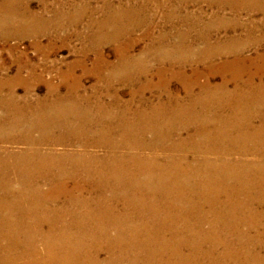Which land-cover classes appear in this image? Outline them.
<instances>
[{"label": "bare ground", "instance_id": "6f19581e", "mask_svg": "<svg viewBox=\"0 0 264 264\" xmlns=\"http://www.w3.org/2000/svg\"><path fill=\"white\" fill-rule=\"evenodd\" d=\"M172 1L156 34L147 2L105 3L57 83L29 59L2 67L0 264H264V54H244L262 43L246 38L264 27V0ZM197 1L216 8L205 23L185 10ZM28 2L1 1L0 36L47 53L91 13L73 2L48 19Z\"/></svg>", "mask_w": 264, "mask_h": 264}, {"label": "rangeland", "instance_id": "374dc122", "mask_svg": "<svg viewBox=\"0 0 264 264\" xmlns=\"http://www.w3.org/2000/svg\"><path fill=\"white\" fill-rule=\"evenodd\" d=\"M1 1L2 0H0V3H1ZM17 1H19V0H17ZM45 1L44 2H45L46 6L43 5V3L38 1V0H29V2H28L29 9H31L32 11H34L36 13H39L40 15L43 14V16L45 18L51 19L53 17L54 11L66 10L68 12H71V8H72L73 4L76 2L77 3L81 2V4H85V5L87 4L86 6L88 7L89 11H91V13L88 17H85V19L84 18L81 19L77 24H75L72 27L65 25L64 29H63L64 31L62 30L60 33H66V34L73 33L75 36L74 35L70 36L66 45H64L60 48L55 46V48H53L48 53L46 52V50L45 51L35 50L31 45L32 41L28 38H24L23 40H19V39H16L14 37L12 39H9L6 42L0 36V40H1L0 41V82L2 81V77H3L2 73L4 70H2V69L4 68V64H6V67H8L7 70L9 72V74L13 75V74H15V72L18 69L16 62L22 61V60L24 61V58H25V60L29 59V62H31L33 64L36 63L39 66L36 68V72L37 73L42 72L43 77L45 79H48V80L52 79L56 83L59 82V79L57 78L56 74L60 71H65L67 69V66L69 65V63L80 59V57H81L80 52L82 51V49L85 45L80 39V34L81 33L84 34V33H86V31H89L92 29L89 27V24L91 22L93 23V21H97L100 18V11L99 10L104 8L105 3L106 4L110 3L112 6H117L119 4L120 5L122 4V5H125L128 7H130L129 5H131V7H132L134 5L141 6L142 2H147L148 7H147L146 14L149 15L151 18H153V28H154L155 34L157 32H159L161 29H165V30L168 29V27L165 24H163V22H162V19L164 17V13L166 12V8L165 7L162 8L161 4L162 5L164 4L165 6H169V4H171V2L174 4V2L172 0H107V2H106V0H79V1L74 0L73 1L74 3L69 1V0H45ZM18 4H19V2H18ZM205 5L206 4L199 2V1H197L196 3H194V2L189 3L188 2V5H186L185 10H186V12L190 11L193 14L195 13L196 15H200L203 18L202 23H205V21L207 22L210 20V18L212 17L211 15H212L213 11H215V9H216L214 7H211L208 5L205 6ZM95 9L98 11V14L93 13L95 11ZM0 12H1L0 17L2 15H6V12H4V11H0ZM182 13L184 14L183 11L180 14L183 15ZM223 16H224V18H226L228 20L232 19V14H230L228 11H224ZM239 16H240L239 22L242 23V25H248L249 24L248 22H249L250 17H249L248 13L241 12ZM255 18L257 20L261 19L260 14L259 13L256 14ZM261 26L262 25H261V21H260L258 23V30L253 32L251 35L247 36L246 39H249L251 42L253 40H260L262 43L259 47H257L254 43H251L249 46H247V49L245 50V53H244L246 56L255 57L257 52L264 54V30H263L264 27L263 26L261 27ZM88 27L90 28L89 30H88ZM196 27H197L196 30L199 31L200 27L202 29V24L201 25L198 24V25H196ZM180 29H183V27L180 26ZM54 31H56V30L54 29ZM54 31L52 29H50L48 32L52 33L51 35H55ZM143 31H144L143 28L138 29L135 32L136 37L137 36L140 37L142 35L141 33H143ZM227 33H225V30L222 28V29H220L219 33H216L214 35L219 36V37H223L226 34L227 35L232 34L229 32H227ZM192 34L194 36H192ZM192 34H191V36L196 38L195 33L193 32ZM235 34L239 38L245 39V37H246L245 30L242 28L237 29L236 33H233V35H235ZM56 42H57V45H60L58 41H56ZM46 43H47L46 39L44 40V38H43L41 40V44L45 45ZM143 46H144V42H142V41L137 42L136 45L134 46L133 53L134 54L138 53L143 48ZM103 49H104V53L106 54L108 59L112 61L113 57H114V51H113L114 47L112 45H105ZM88 54L89 55L86 57V64H87V66L88 65L90 66V62H91L93 56L90 53H88ZM154 65H152V66L157 67L156 65L155 66ZM199 66H201L200 69L203 70L205 65L200 62ZM43 69H47V71H49V72H43ZM75 73L77 76H79L81 74V70L79 67H77L75 69ZM94 81L95 80L92 76L85 77L83 79V85H84L83 87L85 89L90 88L94 84ZM217 81H218V79L215 78L214 82H217ZM116 86H117V88L123 87V86H119V84ZM173 87L174 88L177 87V84H172V88ZM63 88H64V86L61 87V92H60L61 94L65 93V90ZM122 90L123 91L119 92L120 97H123L122 99H125V100L128 99V97H127V96H129L128 92L124 91L125 88ZM23 93H24V91L20 86H17V88H15V94L17 96H21ZM34 93L37 96L45 95L46 94L45 86L43 84L39 85L36 88V91ZM80 93L81 94H87V95L92 94V92H90V91H87L85 93L84 92L82 93V91H80ZM65 95H66V93H65ZM152 95H157V93L154 91H151V92H146L144 94L145 97H151ZM256 251H260V249L257 248ZM263 253L261 255H263Z\"/></svg>", "mask_w": 264, "mask_h": 264}]
</instances>
